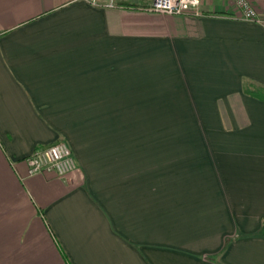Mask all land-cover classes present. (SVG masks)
Masks as SVG:
<instances>
[{
  "label": "crops",
  "instance_id": "0c3cea01",
  "mask_svg": "<svg viewBox=\"0 0 264 264\" xmlns=\"http://www.w3.org/2000/svg\"><path fill=\"white\" fill-rule=\"evenodd\" d=\"M152 1L0 0V264H264V0Z\"/></svg>",
  "mask_w": 264,
  "mask_h": 264
},
{
  "label": "built area",
  "instance_id": "2783aa9c",
  "mask_svg": "<svg viewBox=\"0 0 264 264\" xmlns=\"http://www.w3.org/2000/svg\"><path fill=\"white\" fill-rule=\"evenodd\" d=\"M95 7L112 9L117 0H80ZM235 8L247 22H256L257 14L247 0H231ZM200 0H153L148 9L149 13L163 16H199ZM28 176L40 175L44 172L54 173L63 179L75 169L72 153L64 142H56L38 149L26 161Z\"/></svg>",
  "mask_w": 264,
  "mask_h": 264
},
{
  "label": "trees",
  "instance_id": "16d2710c",
  "mask_svg": "<svg viewBox=\"0 0 264 264\" xmlns=\"http://www.w3.org/2000/svg\"><path fill=\"white\" fill-rule=\"evenodd\" d=\"M244 93L258 100H264V90L257 89L252 85L245 86ZM258 235L264 238V224H262Z\"/></svg>",
  "mask_w": 264,
  "mask_h": 264
},
{
  "label": "rangeland",
  "instance_id": "374dc122",
  "mask_svg": "<svg viewBox=\"0 0 264 264\" xmlns=\"http://www.w3.org/2000/svg\"><path fill=\"white\" fill-rule=\"evenodd\" d=\"M190 110H191V109H190ZM191 111H192V113H193V116H195V111H196V110H195V109H192Z\"/></svg>",
  "mask_w": 264,
  "mask_h": 264
}]
</instances>
